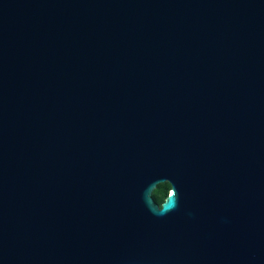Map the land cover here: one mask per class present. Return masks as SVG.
Masks as SVG:
<instances>
[{
  "label": "water",
  "instance_id": "1",
  "mask_svg": "<svg viewBox=\"0 0 264 264\" xmlns=\"http://www.w3.org/2000/svg\"><path fill=\"white\" fill-rule=\"evenodd\" d=\"M0 264H264V0H0Z\"/></svg>",
  "mask_w": 264,
  "mask_h": 264
},
{
  "label": "trees",
  "instance_id": "2",
  "mask_svg": "<svg viewBox=\"0 0 264 264\" xmlns=\"http://www.w3.org/2000/svg\"><path fill=\"white\" fill-rule=\"evenodd\" d=\"M170 185L161 183L156 188L155 192L153 193L154 200L160 205L164 202V199L167 195Z\"/></svg>",
  "mask_w": 264,
  "mask_h": 264
},
{
  "label": "flooded vegetation",
  "instance_id": "3",
  "mask_svg": "<svg viewBox=\"0 0 264 264\" xmlns=\"http://www.w3.org/2000/svg\"><path fill=\"white\" fill-rule=\"evenodd\" d=\"M164 184H169V185H170V183H169V182H167V181H166V182H164ZM170 189H171V185H170V187H169V190H168V192H167V195H166V197L169 195ZM166 197H165V199H166ZM165 199H164V200H165Z\"/></svg>",
  "mask_w": 264,
  "mask_h": 264
},
{
  "label": "clouds",
  "instance_id": "4",
  "mask_svg": "<svg viewBox=\"0 0 264 264\" xmlns=\"http://www.w3.org/2000/svg\"><path fill=\"white\" fill-rule=\"evenodd\" d=\"M160 205H161V207L163 206V204H160ZM175 207H176V206H175ZM175 207H174V208H175ZM174 208H173V209H174ZM173 209H171V210H173Z\"/></svg>",
  "mask_w": 264,
  "mask_h": 264
}]
</instances>
